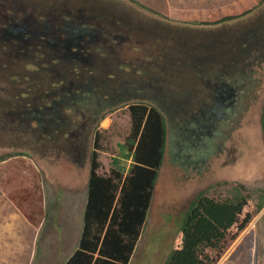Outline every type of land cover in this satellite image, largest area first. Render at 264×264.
Listing matches in <instances>:
<instances>
[{
	"label": "rangeland",
	"instance_id": "1",
	"mask_svg": "<svg viewBox=\"0 0 264 264\" xmlns=\"http://www.w3.org/2000/svg\"><path fill=\"white\" fill-rule=\"evenodd\" d=\"M16 3L21 18L33 13L36 23L44 19L45 25H52L57 31L69 22L76 25L86 19L91 25L104 26L99 24L103 21L115 29V38L122 31L117 25L121 21L132 32L130 39L121 43L104 41L106 52L126 42L133 46L125 51L128 57L144 59L146 54L158 52V45L162 48L166 42L170 43V39L176 43V50H182L154 59L160 69L157 77H167L174 83L176 93L184 97L176 98L163 109L167 119L165 157L130 264H166L186 214L202 194L216 199L248 196L255 205L263 201L264 1L16 0ZM226 17L236 19L217 23ZM50 18L54 20L49 21ZM206 49L219 50V57L206 60ZM185 57L202 61L204 68L184 69L179 61ZM254 57L259 67L253 70L254 74L250 69L245 72L242 67L253 62ZM76 58L83 60L80 54ZM232 58L241 64L238 75L252 74V90L240 84L234 71L226 74V79L222 77L225 71L231 72L223 62ZM61 63V71L72 70L71 59ZM25 67L34 68L30 64L20 65V73L25 72ZM13 68L0 64V264H66L78 249L83 231L90 159L96 143L101 148L100 173L117 169L126 175L133 165V153L127 146L130 112L126 105L104 112V119L82 137L76 158L72 151L74 139L65 140L67 134L59 132L47 139L14 131L8 109L16 104L15 92L24 88L15 81L18 76L13 77L16 73ZM223 81L226 86L232 85L231 81L239 84L237 90L246 89L244 97L247 95L251 104L243 113L228 106L213 115L207 112L204 117V100ZM107 82L105 91L109 94L114 85L110 80ZM47 85V80L37 79L27 89L45 93ZM74 106L66 113L61 111V122L65 116L68 119L73 112L80 111L77 107L72 109ZM36 184L40 186L46 216L42 226L32 228L16 201L24 192L34 194ZM32 235L37 236L35 242ZM217 264H264V208Z\"/></svg>",
	"mask_w": 264,
	"mask_h": 264
},
{
	"label": "trees",
	"instance_id": "2",
	"mask_svg": "<svg viewBox=\"0 0 264 264\" xmlns=\"http://www.w3.org/2000/svg\"><path fill=\"white\" fill-rule=\"evenodd\" d=\"M233 19L236 17H226L217 23L226 24ZM108 25L109 22L104 26H94L84 19L76 25L69 22L60 31L52 32L47 28L43 33L39 32L36 38L43 45L21 50L18 56L22 63L34 67V74L43 71L47 76L43 75L42 79L45 78L49 85L45 93L34 94L27 87L37 78L31 80L24 75L16 77L15 81L24 89L19 87L14 96L16 104L8 109L11 111L8 118L12 121L11 126L15 132L31 133L38 138L47 139L61 132L67 134L64 137L67 141L76 140L75 135L79 132L89 133L93 125L104 119V112H111L123 105L129 109L131 125L127 146L133 153V165L126 175L117 169L100 173L101 148L96 143L90 159L83 231L78 249L66 264H130L147 221L165 157L167 119L163 109L176 98L184 97V94L176 93L174 83L167 77H157L160 69L156 67L154 59L161 58L167 52L182 51L176 50L173 39L162 48L158 45V52L148 53L144 59L126 58L128 56L125 51L131 49L132 45L124 42L122 45H115L109 52L102 45L104 41H127L132 32H128L120 21L117 25L121 26L122 31L119 30V35L114 38L115 29L107 27ZM56 39L70 42L61 43ZM79 54L82 61L76 58ZM216 56L219 57V50L210 52L206 49V60ZM39 57H43L45 62L49 59V64H41ZM66 58L73 62L70 72L64 68L60 70L61 62L64 63ZM256 59L254 57L253 62L249 61L242 67L245 72L250 69L253 73L259 67L254 62ZM20 61L12 65L13 72L19 71ZM179 63L184 69L204 68L202 61L198 62L193 58L185 57ZM223 65L231 70L228 73L225 71L223 78L226 79V74L234 71L236 77L240 78V84L247 85V90H252V74L250 77L237 74L241 64L232 58L229 62H223ZM31 70L28 69V72ZM241 72L243 74V70ZM174 73L177 75L176 70ZM109 80L114 89L108 94L105 84ZM231 82L232 85L226 86L223 81L213 88L204 100V117L207 112L213 115L228 106L230 110L237 107L240 113L249 107L251 103H248L247 95L244 97L246 89L237 90L240 85ZM72 105H75L72 109L77 107L80 111L73 112L71 118L68 116L66 119L65 116V121L61 122V111L66 113ZM67 120L72 124H68ZM7 127L10 126L5 128ZM262 130L264 136V112ZM31 193L24 192L16 202L29 222L32 223L33 220L32 225L39 226L46 216L40 186L36 184L34 194ZM263 208L264 199L255 205L250 197L243 195L225 199L200 195L185 216L166 264H217Z\"/></svg>",
	"mask_w": 264,
	"mask_h": 264
},
{
	"label": "flooded vegetation",
	"instance_id": "3",
	"mask_svg": "<svg viewBox=\"0 0 264 264\" xmlns=\"http://www.w3.org/2000/svg\"><path fill=\"white\" fill-rule=\"evenodd\" d=\"M0 1L2 2L0 3V64L8 65V67H10L12 65L17 64V62L21 60L20 57L18 56L21 50L22 51L25 49L28 50L30 49V47L34 45H43L41 40H38V38H36L39 32L43 33L44 29H47V28L49 29V31L56 30V29H54V26L52 25H45L44 19H42V22L38 23L37 21L36 23L35 17L32 16L33 13L23 16V18H21L19 16L20 12H18L19 10H18L16 0H0ZM92 16L95 17L96 15L94 14ZM50 20L53 21L54 19L50 18L49 21ZM99 24L106 25L103 21H100ZM56 41L61 42V43L70 42V41H65V40H60V39ZM25 53L27 52L25 51ZM40 58L41 60L39 62L41 64H46V63L49 64L48 63L49 59L47 60V62H45L43 60V57H39V59ZM126 58H129V57H126ZM19 63L21 66L26 64L24 62L22 63V61H20ZM24 70L25 72H23V74L20 73V71H17L15 73V76L24 75V76L30 77L31 80L37 78L40 81L45 80V79H42L43 75L47 76L43 73L42 68H41L42 72H39L37 75L34 74L33 69L30 72H28V70L25 67ZM25 91H27V89ZM28 91L33 93V89H28ZM84 134L85 133L83 132H79L78 135H75L76 140H74L72 143L74 147L72 151L75 152L74 156L76 158L79 157L80 147L82 144L81 139L83 136H85Z\"/></svg>",
	"mask_w": 264,
	"mask_h": 264
},
{
	"label": "crops",
	"instance_id": "4",
	"mask_svg": "<svg viewBox=\"0 0 264 264\" xmlns=\"http://www.w3.org/2000/svg\"><path fill=\"white\" fill-rule=\"evenodd\" d=\"M27 223L29 224V227H32V228H38L39 226H42L43 225V223H44V220L42 221V223H40V225L39 226H34V225H32L28 220H27ZM37 239V236H35V235H32V238H31V240L33 241V242H35V240Z\"/></svg>",
	"mask_w": 264,
	"mask_h": 264
}]
</instances>
